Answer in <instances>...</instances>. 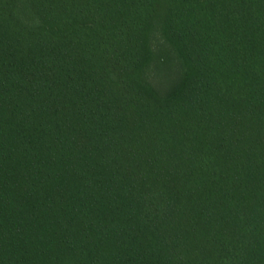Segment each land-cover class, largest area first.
Wrapping results in <instances>:
<instances>
[{"label":"trees","instance_id":"16d2710c","mask_svg":"<svg viewBox=\"0 0 264 264\" xmlns=\"http://www.w3.org/2000/svg\"><path fill=\"white\" fill-rule=\"evenodd\" d=\"M0 264H264V0H0Z\"/></svg>","mask_w":264,"mask_h":264},{"label":"rangeland","instance_id":"374dc122","mask_svg":"<svg viewBox=\"0 0 264 264\" xmlns=\"http://www.w3.org/2000/svg\"><path fill=\"white\" fill-rule=\"evenodd\" d=\"M159 43V42H158ZM157 45V44H156ZM156 45H155V47H154V49L156 50ZM159 72H158V75L159 76H162V74H161V72H162V70H158ZM155 78H157V77H155Z\"/></svg>","mask_w":264,"mask_h":264}]
</instances>
